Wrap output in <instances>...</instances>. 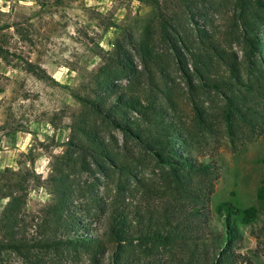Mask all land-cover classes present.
<instances>
[{"label":"trees","instance_id":"1","mask_svg":"<svg viewBox=\"0 0 264 264\" xmlns=\"http://www.w3.org/2000/svg\"><path fill=\"white\" fill-rule=\"evenodd\" d=\"M256 1L264 9V0ZM147 2L154 14L150 26L139 36L126 33L118 39L90 79L85 95L75 98L127 139L141 143L152 156L153 166L135 156L130 163L124 162L90 125V113H83L71 125L61 168L47 180L57 199L41 212L38 236L29 240L21 231V208L13 198L0 219L4 234L0 251L65 249L69 255L64 264H242L234 247L242 237L241 228L258 219L259 209L224 201L212 212L206 188L215 173L213 164L199 161L195 140L174 101L143 99L133 87L145 75L149 84L158 75L170 76L171 67L158 48L162 44L174 55L191 90L199 86L225 90L227 114L257 126L264 116V21L250 16L251 0H237L234 15L241 24L245 53L262 55V66L253 62L252 77L243 82L237 65L227 61L232 79H215L209 50L216 51L219 61L226 60L203 27L194 21L199 39L192 42L161 0ZM178 2L189 12L197 1ZM200 118L205 122L202 112ZM260 162L264 165V156ZM150 168L151 173L145 171ZM84 173L108 180L102 193L97 189L101 179L77 180Z\"/></svg>","mask_w":264,"mask_h":264},{"label":"rangeland","instance_id":"2","mask_svg":"<svg viewBox=\"0 0 264 264\" xmlns=\"http://www.w3.org/2000/svg\"><path fill=\"white\" fill-rule=\"evenodd\" d=\"M196 1L188 12L178 0H161L189 40L199 39L197 21L220 48L226 61H219L216 51L209 50L214 61L212 78L230 81L229 61L239 68L242 81L248 82L253 62L261 68L263 56L245 53L241 24L234 15L237 0ZM251 3L250 16L264 21V9L256 0ZM153 18L147 0H0V219L15 198L21 208V231L29 240L38 236L41 212L57 199L47 180L61 168L71 125L83 113H90V125L124 162L130 163L135 156L153 166L152 156L141 143L127 139L105 117L92 114L75 98L76 94L85 95L90 79L116 41L126 33L139 36ZM158 48L171 67L170 76L158 75L149 84L145 75L134 85V92L143 99L174 101L184 127L195 140L199 161L213 164L215 173L206 188L212 212L224 201L259 209L258 219L241 228L242 237L234 251L242 264H264V165L260 162L264 116L253 126L227 114L225 90L200 86L191 90L174 55L165 45L158 44ZM175 144L178 148L179 143ZM6 164L11 169L7 172ZM145 171L151 173L152 169ZM77 178L89 183L101 179L99 193L108 183L99 174L84 173ZM5 194L11 198L2 199ZM3 239L0 226V242ZM67 255L65 249H33L23 254L2 250L0 264H64Z\"/></svg>","mask_w":264,"mask_h":264},{"label":"crops","instance_id":"3","mask_svg":"<svg viewBox=\"0 0 264 264\" xmlns=\"http://www.w3.org/2000/svg\"><path fill=\"white\" fill-rule=\"evenodd\" d=\"M7 167H10V164H6V165L3 166V168H7Z\"/></svg>","mask_w":264,"mask_h":264}]
</instances>
